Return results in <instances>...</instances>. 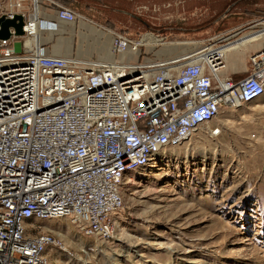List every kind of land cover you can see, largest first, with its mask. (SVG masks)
I'll list each match as a JSON object with an SVG mask.
<instances>
[{
	"label": "built area",
	"instance_id": "obj_1",
	"mask_svg": "<svg viewBox=\"0 0 264 264\" xmlns=\"http://www.w3.org/2000/svg\"><path fill=\"white\" fill-rule=\"evenodd\" d=\"M24 2L0 0V16L24 19L23 35L0 39V264H50L48 248L62 243L30 235L34 223L67 219L87 236L110 237L127 172L264 95V16L193 41L179 56L103 60L48 54L40 36L57 23L38 16L36 0L32 9ZM56 17L81 15L57 4ZM110 31L116 57L160 45L141 41L160 37L152 31ZM245 37L256 44L247 74L221 75L223 46Z\"/></svg>",
	"mask_w": 264,
	"mask_h": 264
},
{
	"label": "rangeland",
	"instance_id": "obj_2",
	"mask_svg": "<svg viewBox=\"0 0 264 264\" xmlns=\"http://www.w3.org/2000/svg\"><path fill=\"white\" fill-rule=\"evenodd\" d=\"M91 6L83 16L93 24L132 38L160 34L166 45L128 51L130 61L186 53L193 41L264 16V0H133L128 14L113 11L125 7L115 0ZM255 47L236 46L220 74L244 77ZM259 100L225 109L179 147L127 172L110 237L87 236L67 219L39 221L29 234L60 240L47 250L50 264H264V95ZM216 124L221 133L213 136Z\"/></svg>",
	"mask_w": 264,
	"mask_h": 264
},
{
	"label": "crops",
	"instance_id": "obj_3",
	"mask_svg": "<svg viewBox=\"0 0 264 264\" xmlns=\"http://www.w3.org/2000/svg\"><path fill=\"white\" fill-rule=\"evenodd\" d=\"M25 7L28 6L32 9V0H24ZM38 16L42 19L55 21L57 23L56 29L45 30L41 33L40 44L45 48L46 52L55 56H78L84 58H96L103 60L111 59H124L128 57L127 53L122 56H114L111 51V44L113 41L112 35L108 34L102 26L93 24L92 21L84 20L81 17L76 18L73 21L58 20L56 17L57 4L65 5L74 10L79 15H92V1L93 0H36ZM116 4L119 2L124 5V9H113L114 12H121L128 14V4L131 5L133 0H115ZM104 8H109L108 5L102 4ZM79 7H82L81 10ZM127 7V8H126ZM108 12V11H107ZM85 17V16H84ZM109 29V28H108ZM86 34H88V37ZM160 35V34H159ZM154 40L156 38L152 37ZM161 38V36H160ZM244 39L238 40L236 43H232L226 48H222L223 59L225 64H229L230 54L234 51L240 50L241 43ZM158 41V40H157ZM19 42V41H18ZM17 42V43H18ZM166 42V41H165ZM16 43V45H17ZM181 43V42H178ZM162 46V45H161ZM239 46L241 48H235ZM246 46V45H245ZM231 47V49H227ZM178 54V53H177ZM177 54H171L169 57ZM247 61H248V55ZM132 56V55H131ZM246 59V58H245ZM234 66H232L231 70ZM241 67H243L241 65ZM225 69V67H224ZM223 69V70H224ZM230 70V71H231ZM223 75H231L232 74Z\"/></svg>",
	"mask_w": 264,
	"mask_h": 264
},
{
	"label": "water",
	"instance_id": "obj_4",
	"mask_svg": "<svg viewBox=\"0 0 264 264\" xmlns=\"http://www.w3.org/2000/svg\"><path fill=\"white\" fill-rule=\"evenodd\" d=\"M24 24L23 16L19 13H15L12 18H8L5 15L0 16V39H8L13 31L16 36L23 35L22 26Z\"/></svg>",
	"mask_w": 264,
	"mask_h": 264
},
{
	"label": "bare ground",
	"instance_id": "obj_5",
	"mask_svg": "<svg viewBox=\"0 0 264 264\" xmlns=\"http://www.w3.org/2000/svg\"><path fill=\"white\" fill-rule=\"evenodd\" d=\"M81 18L84 19V20H88V19H87L86 17H84V16H81ZM102 27H103V26H102ZM103 29H104L108 34H110V35L112 34V32H111L108 28L103 27ZM149 37H154V38H156L158 41H156L155 43L148 42V38H149ZM242 39H243V38H242ZM245 39H246V37H245ZM238 40H241V39H238ZM238 40H237V41H238ZM141 41L145 42L146 44L152 45V46H155V45H157V44H160V45H166V44L163 43L158 37H156V36H152V35H145ZM237 41H235V42H237ZM232 43H234V42H232ZM245 43H246L245 41L242 42V43H241V46H242V45L245 46V45H246ZM191 44H193V43H191ZM230 44H231V43H230ZM225 46H226V45H225ZM223 47H224V46H223ZM227 49H231V47H227ZM192 50H193V49H192ZM189 51H191V50H189ZM189 51H186V53L189 52ZM183 54H184V53H183ZM177 55H178V56H179V55H182V53L177 54ZM175 56H176V55H175ZM223 60H224V59H223ZM224 67H225V64H224ZM223 69H224V68H223ZM223 69H222V70H223ZM222 70H221V71H222ZM221 71H220V72H221ZM223 76H224V75H223ZM258 108H259V107H258ZM245 119H247V118H245ZM226 122L229 123V122H231V121H230V120H227ZM209 132H210V129H209ZM189 139H190V138H189Z\"/></svg>",
	"mask_w": 264,
	"mask_h": 264
},
{
	"label": "flooded vegetation",
	"instance_id": "obj_6",
	"mask_svg": "<svg viewBox=\"0 0 264 264\" xmlns=\"http://www.w3.org/2000/svg\"><path fill=\"white\" fill-rule=\"evenodd\" d=\"M257 101H260L259 99Z\"/></svg>",
	"mask_w": 264,
	"mask_h": 264
}]
</instances>
